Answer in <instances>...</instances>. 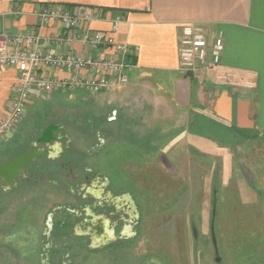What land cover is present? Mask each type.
Instances as JSON below:
<instances>
[{
  "label": "rangeland",
  "instance_id": "374dc122",
  "mask_svg": "<svg viewBox=\"0 0 264 264\" xmlns=\"http://www.w3.org/2000/svg\"><path fill=\"white\" fill-rule=\"evenodd\" d=\"M84 95L57 93L27 108L16 142L20 152L45 153L0 191V264H264L263 143L195 150L174 134L189 124L174 99L141 90L77 99ZM202 124L201 132L230 135ZM50 126L51 146L36 142ZM57 142L61 153L49 160ZM99 227L119 242L94 241Z\"/></svg>",
  "mask_w": 264,
  "mask_h": 264
},
{
  "label": "crops",
  "instance_id": "0c3cea01",
  "mask_svg": "<svg viewBox=\"0 0 264 264\" xmlns=\"http://www.w3.org/2000/svg\"><path fill=\"white\" fill-rule=\"evenodd\" d=\"M50 8H63L71 13L91 9L100 17L79 29V33L90 30L91 33L103 35L106 39L111 37L115 42L127 43L131 47L129 62L133 71L128 84H119L108 93L82 91L87 95L77 99H87L89 96L114 99L124 91L141 90L147 98L174 99L175 105L189 111V124L174 134L186 137L195 150L215 152L219 150L216 143H229L231 138L234 141L264 144V0H0L3 33L34 32L38 37L37 48L56 55L71 53L85 58L120 61V53L113 45L92 49L89 44L71 42L74 30L61 22H42L39 14ZM117 18L121 21L118 29L114 30ZM189 24L200 27L211 44L218 35H223V67L235 72L243 82L251 78L254 88L219 86L211 69L183 75L179 71L180 40L184 26ZM41 73L60 79L72 76L69 71L47 67ZM82 74L86 75V72ZM17 79L16 70L0 69V118L8 112ZM70 93L73 92H58L65 96ZM37 100L51 99L43 98L37 92L28 106ZM27 116L26 110L24 120ZM207 121L217 123L225 133L230 134L229 137L221 139L201 132L199 126L205 128L202 123ZM208 128L211 129L210 126ZM19 129L0 141V163L11 155L31 152H20L22 146L16 142ZM55 130V126H50L36 142L50 147ZM49 131L51 136L47 139ZM152 133V140H156L155 147L159 144L161 132L156 130ZM26 136L29 138V134ZM8 144L11 147L4 149ZM36 150L45 153L44 149ZM60 153L61 144L57 142L49 160H55Z\"/></svg>",
  "mask_w": 264,
  "mask_h": 264
},
{
  "label": "built area",
  "instance_id": "2783aa9c",
  "mask_svg": "<svg viewBox=\"0 0 264 264\" xmlns=\"http://www.w3.org/2000/svg\"><path fill=\"white\" fill-rule=\"evenodd\" d=\"M98 13L85 9L71 13L63 8H50L39 14L42 22L51 20L61 22L74 30L71 42L80 41L89 44L92 49L103 45H113L120 53L121 60H104L80 55L59 54L37 48L38 37L34 32L27 34L3 33L0 26V69L10 68L18 72L17 85L8 112L0 118V141L18 131L22 124L27 106L35 93L43 98L53 97L58 92L86 91L90 94L108 93L121 84L129 83L133 66L129 62L131 47L127 43H117L113 38L91 33L87 30L79 33ZM121 19L114 21L117 30ZM63 44V42H61ZM225 49L223 35H218L212 44L197 25L189 24L183 28L180 40V67L183 75L195 73L201 69H211L215 82L219 86H242L254 88L251 78L242 81L235 72L223 67L222 55ZM66 70L72 76L65 79L43 75L44 68ZM86 72V75L82 72Z\"/></svg>",
  "mask_w": 264,
  "mask_h": 264
},
{
  "label": "flooded vegetation",
  "instance_id": "af4514ba",
  "mask_svg": "<svg viewBox=\"0 0 264 264\" xmlns=\"http://www.w3.org/2000/svg\"><path fill=\"white\" fill-rule=\"evenodd\" d=\"M51 136V131H49L48 132V134H47V139L49 138ZM48 141V140H47ZM58 147V149H60V147L59 146H57ZM24 153H22V154H18V155H11L8 159H6L5 161H3L2 163H5L7 160H9V159H11L12 157H14V156H22ZM30 164V163H29ZM29 164L23 169V173L22 174H20L19 175V177L16 179V180H14L12 183H6L5 182V179L4 178H2V177H0V191H5V192H9V191H12L11 190V188H13L14 186H16V184L20 181V179L21 178H24L25 177V173H26V171H27V169H28V166H29ZM99 194H101V195H103L104 194V189L103 188H100L99 189ZM0 194H1V192H0ZM1 196V195H0ZM109 197H107V199H108ZM113 199H112V201H111V203L112 204H114V205H116L117 204V197H112ZM1 213V212H0ZM46 217H45V220H47V216H48V214L46 213V215H45ZM50 219V218H49ZM44 220V219H43ZM51 222V221H50ZM45 225H48V226H51V231H52V234H51V237H53V236H55L53 233H54V231H56V230H54V228L52 227L53 225H54V227H57V225H55V224H52L51 223V225H49V220H47L46 221V224ZM69 226H67L66 224L65 225H63V227H62V232H63V234H64V229L65 228H68ZM128 231L129 230H127V231H123V233L121 234V236H123V237H128L129 235H128ZM57 232V231H56ZM58 232H59V230H58ZM67 234H68V230L67 231H65ZM94 232L96 233V237L97 238H95V240L94 241H96L97 243H99V244H106V243H110V246L111 245H113V244H117V242H119V241H117V242H114V241H112L113 240V237L115 236V233L113 232V234H109L107 231H105L104 230V228L103 227H99L98 229L96 228L95 230H94ZM64 236H66V235H64ZM63 235H62V237H64ZM79 237H83V235H78ZM82 238H80V240H79V242L80 241H82V242H84L83 241V239L81 240ZM3 246V243H1V245H0V248Z\"/></svg>",
  "mask_w": 264,
  "mask_h": 264
},
{
  "label": "water",
  "instance_id": "95a60500",
  "mask_svg": "<svg viewBox=\"0 0 264 264\" xmlns=\"http://www.w3.org/2000/svg\"><path fill=\"white\" fill-rule=\"evenodd\" d=\"M42 154V151H31L22 156L12 157L5 163H0V177L4 178L6 183H12L23 173V169L31 161ZM217 260L219 261L220 259L218 258Z\"/></svg>",
  "mask_w": 264,
  "mask_h": 264
},
{
  "label": "trees",
  "instance_id": "16d2710c",
  "mask_svg": "<svg viewBox=\"0 0 264 264\" xmlns=\"http://www.w3.org/2000/svg\"><path fill=\"white\" fill-rule=\"evenodd\" d=\"M161 137H163V136H162V135L159 136V139H160ZM231 140H233V139L231 138ZM219 144H225V142H224V143H223V142H222V143L220 142ZM226 144H229V143H226Z\"/></svg>",
  "mask_w": 264,
  "mask_h": 264
}]
</instances>
